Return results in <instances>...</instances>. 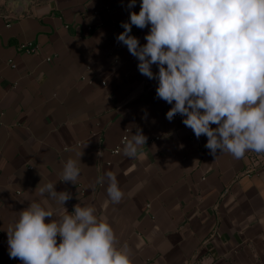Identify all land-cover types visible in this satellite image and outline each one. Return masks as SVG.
Returning a JSON list of instances; mask_svg holds the SVG:
<instances>
[{"label": "crops", "instance_id": "crops-1", "mask_svg": "<svg viewBox=\"0 0 264 264\" xmlns=\"http://www.w3.org/2000/svg\"><path fill=\"white\" fill-rule=\"evenodd\" d=\"M140 2L32 0L17 16L0 0V264H22L9 256L7 229L31 202L48 199L63 214L37 195L49 182L71 194L69 213L91 205L107 217L132 264H264V153L214 157L180 114L166 118L158 81L116 39ZM149 30L133 25L131 35L143 45ZM28 42L34 52L20 48ZM137 129L146 143L125 157ZM80 151L75 184L61 181Z\"/></svg>", "mask_w": 264, "mask_h": 264}, {"label": "clouds", "instance_id": "clouds-1", "mask_svg": "<svg viewBox=\"0 0 264 264\" xmlns=\"http://www.w3.org/2000/svg\"><path fill=\"white\" fill-rule=\"evenodd\" d=\"M135 3L129 0L128 8ZM129 21L116 39L138 59L139 72L158 81L157 97L172 105L169 121L180 114L197 138L207 137L214 157L217 150L236 159L264 153V0H141ZM133 25L150 28L145 44L131 35ZM146 140L137 129L125 141V157H135ZM82 154L67 160L61 181L75 184ZM105 176L110 201L119 203L124 193L117 174ZM54 185L44 184L37 195L62 205L63 214L57 216L48 199L20 211L7 229L10 258L22 264H132L107 217L98 218L91 205L77 204L69 213L64 204L71 194Z\"/></svg>", "mask_w": 264, "mask_h": 264}, {"label": "water", "instance_id": "water-1", "mask_svg": "<svg viewBox=\"0 0 264 264\" xmlns=\"http://www.w3.org/2000/svg\"><path fill=\"white\" fill-rule=\"evenodd\" d=\"M30 0H5V5L17 16L23 14L30 4Z\"/></svg>", "mask_w": 264, "mask_h": 264}, {"label": "built area", "instance_id": "built-area-1", "mask_svg": "<svg viewBox=\"0 0 264 264\" xmlns=\"http://www.w3.org/2000/svg\"><path fill=\"white\" fill-rule=\"evenodd\" d=\"M20 48L24 51H27V52H34L36 50V46L31 43V42H28V43H22L20 44ZM48 60L50 58H47ZM126 139V136H123L122 137V142ZM114 152H117L118 151V148H114L113 150Z\"/></svg>", "mask_w": 264, "mask_h": 264}, {"label": "rangeland", "instance_id": "rangeland-1", "mask_svg": "<svg viewBox=\"0 0 264 264\" xmlns=\"http://www.w3.org/2000/svg\"><path fill=\"white\" fill-rule=\"evenodd\" d=\"M30 1H32V0H30Z\"/></svg>", "mask_w": 264, "mask_h": 264}]
</instances>
